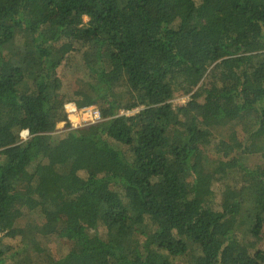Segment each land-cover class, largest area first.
I'll return each mask as SVG.
<instances>
[{
	"label": "trees",
	"instance_id": "1",
	"mask_svg": "<svg viewBox=\"0 0 264 264\" xmlns=\"http://www.w3.org/2000/svg\"><path fill=\"white\" fill-rule=\"evenodd\" d=\"M68 101L103 119L58 132ZM0 235V264H264V0H0Z\"/></svg>",
	"mask_w": 264,
	"mask_h": 264
},
{
	"label": "rangeland",
	"instance_id": "2",
	"mask_svg": "<svg viewBox=\"0 0 264 264\" xmlns=\"http://www.w3.org/2000/svg\"><path fill=\"white\" fill-rule=\"evenodd\" d=\"M186 100V97H176L172 99V102L174 105L177 104H181ZM132 112L129 111L130 114ZM57 131L61 132L64 130H67L68 127L65 126V122H59L56 125ZM237 178L234 175H231L230 177H226L224 182L221 181H215L213 183V190H214V197H213V202L220 204L222 202V197H223V190L225 189V186L228 184H234L236 182ZM231 196V195H230ZM30 218H27L26 220H24L23 222H29ZM31 222V221H30ZM34 243L31 244L32 250H37V251H43V250H51V251H57V250H61L64 251L65 247L67 248L68 244L64 243L63 241H59L58 239H56L55 237L51 238H39L38 242L36 241V239L34 240ZM10 244L12 245L14 248H16L18 246V244L20 243V238L16 237V238H9V237H4L2 235H0V245L2 244Z\"/></svg>",
	"mask_w": 264,
	"mask_h": 264
},
{
	"label": "built area",
	"instance_id": "3",
	"mask_svg": "<svg viewBox=\"0 0 264 264\" xmlns=\"http://www.w3.org/2000/svg\"><path fill=\"white\" fill-rule=\"evenodd\" d=\"M63 108L69 122L68 129L94 124L103 119L100 109L96 105L78 107L73 101H68ZM120 113L127 114L129 111H120ZM20 136L23 140L26 139L28 130H22Z\"/></svg>",
	"mask_w": 264,
	"mask_h": 264
}]
</instances>
